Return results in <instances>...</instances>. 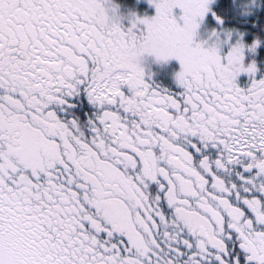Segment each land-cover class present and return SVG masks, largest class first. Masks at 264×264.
<instances>
[{"label": "snow or ice", "instance_id": "obj_1", "mask_svg": "<svg viewBox=\"0 0 264 264\" xmlns=\"http://www.w3.org/2000/svg\"><path fill=\"white\" fill-rule=\"evenodd\" d=\"M0 264H264V0H0Z\"/></svg>", "mask_w": 264, "mask_h": 264}, {"label": "flooded vegetation", "instance_id": "obj_2", "mask_svg": "<svg viewBox=\"0 0 264 264\" xmlns=\"http://www.w3.org/2000/svg\"><path fill=\"white\" fill-rule=\"evenodd\" d=\"M172 63H174V64H178V62H176V61H173Z\"/></svg>", "mask_w": 264, "mask_h": 264}]
</instances>
